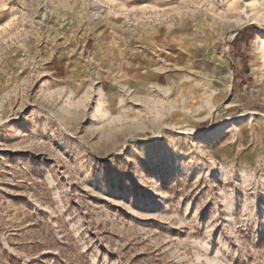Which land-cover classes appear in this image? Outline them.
Segmentation results:
<instances>
[{
    "label": "rangeland",
    "instance_id": "374dc122",
    "mask_svg": "<svg viewBox=\"0 0 264 264\" xmlns=\"http://www.w3.org/2000/svg\"><path fill=\"white\" fill-rule=\"evenodd\" d=\"M258 33L248 0H0V264H264Z\"/></svg>",
    "mask_w": 264,
    "mask_h": 264
},
{
    "label": "bare ground",
    "instance_id": "6f19581e",
    "mask_svg": "<svg viewBox=\"0 0 264 264\" xmlns=\"http://www.w3.org/2000/svg\"><path fill=\"white\" fill-rule=\"evenodd\" d=\"M249 1V5L252 9V12H254V15L257 16L259 19L264 21V6L262 5V1L264 2V0H248ZM247 19L252 22V24H256V18H249L247 17ZM254 47L256 49V52L258 54H264V33H258L257 39L254 42ZM230 121H232V119H230ZM223 126L213 129V128H207L205 131L201 132L202 133V137L205 138H210L215 136L216 134L220 133L223 130ZM186 131L188 132H195L196 129H186Z\"/></svg>",
    "mask_w": 264,
    "mask_h": 264
}]
</instances>
